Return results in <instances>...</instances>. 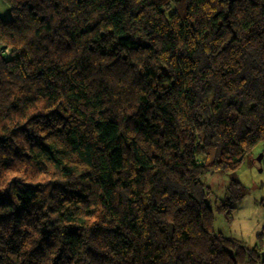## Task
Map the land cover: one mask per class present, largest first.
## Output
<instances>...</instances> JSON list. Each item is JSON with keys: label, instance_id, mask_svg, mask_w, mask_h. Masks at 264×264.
Segmentation results:
<instances>
[{"label": "trees", "instance_id": "1", "mask_svg": "<svg viewBox=\"0 0 264 264\" xmlns=\"http://www.w3.org/2000/svg\"><path fill=\"white\" fill-rule=\"evenodd\" d=\"M2 2L0 264H264L201 180L264 143V0Z\"/></svg>", "mask_w": 264, "mask_h": 264}, {"label": "rangeland", "instance_id": "2", "mask_svg": "<svg viewBox=\"0 0 264 264\" xmlns=\"http://www.w3.org/2000/svg\"><path fill=\"white\" fill-rule=\"evenodd\" d=\"M0 17H10V11L2 0ZM201 180L210 190L208 201L212 209L217 201L224 198L231 181L241 184L243 198L233 213L231 223H226L221 215L214 212L213 229L264 254V143L245 156L236 170L206 174Z\"/></svg>", "mask_w": 264, "mask_h": 264}]
</instances>
